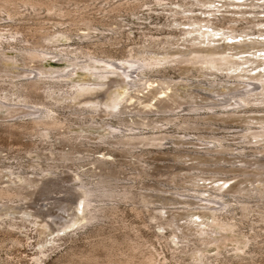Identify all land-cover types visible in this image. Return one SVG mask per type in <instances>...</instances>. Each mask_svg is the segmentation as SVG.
I'll return each instance as SVG.
<instances>
[{"label": "rangeland", "instance_id": "obj_1", "mask_svg": "<svg viewBox=\"0 0 264 264\" xmlns=\"http://www.w3.org/2000/svg\"><path fill=\"white\" fill-rule=\"evenodd\" d=\"M13 1H15V3L9 5V10H14V14L19 12L17 16L13 14L14 20H12L5 7L4 10H0V32H6V34H0V36L8 37L16 32V34H22V36L19 35V37H22L24 42L28 40L32 46L42 48L41 45L43 44L45 45L43 48H48V46L44 44V40H46V36H50V38L53 37L52 30H54L56 22H62V28L54 30V32H58V34H64V30H66L67 27L70 28L72 25V22H70L71 20H67L70 19L69 16L58 14L57 11L54 12V14L46 13L47 7L48 10H50L48 4L50 0H35L36 2L38 1L37 3H39L40 7L37 4L38 7L35 6L34 9L30 7L32 5L27 4V0ZM23 1L26 2V6H24ZM51 1L53 2L54 0ZM120 1L124 0H55L59 9L63 8L64 12L71 11L73 16H80V14H83L85 17L92 18L96 21L94 22V26H98V28H100V26H102V28L120 26V24L114 22V18H122L124 20V27L123 31L118 33L116 38H114L109 31H102L103 34H96L99 38L94 40L81 41L78 37H74L72 41H70V44H66L68 40L62 38V40L52 48H60L61 51L68 49V46H72V50L69 51L78 52V56H80L82 60L87 58L88 52H96V48H101V51L97 50L98 53L96 52L99 58H109V56H111L110 58H113L112 60L117 61L118 59L126 58L130 50H139L142 45L140 43L146 40L156 41L153 43L152 47H150V49H154V51L148 52L145 54V57H150V55H153V52H157L160 56L163 54H180L182 44L188 46V42L180 39H172L171 42H178L180 48L174 46L159 51H157L158 49L156 48L159 45H164L165 37L169 35L167 33L171 32V27L169 26L171 21L172 24H176V26L182 24L180 28H175L176 33L194 30V28H190V26L186 24H192L193 26L196 22L187 20L186 22H180L179 20L175 21L170 17L171 14H166L165 11L162 10L164 8H156V5L150 6L158 10L152 12L148 11L147 6L143 5L144 7L137 11L136 16L127 12L108 14L111 7ZM128 1L132 2V0ZM148 1L151 0H139L141 4L142 2ZM166 1H168V4H170V2L180 4L186 0H178V2H176V0ZM204 1L206 2V8H204V6L186 7L194 10V12L189 13L188 16H192L195 20L200 21L199 24H201L202 30H204L202 24H208V33L210 34H212V30L218 33L230 32V28H226L231 22H228V20H236L232 22L234 28H236V33L234 35L244 36V42H264V35H262L264 33V7L260 8V6H258L260 0ZM42 2L43 4L46 2L45 6H47H43L42 8ZM188 2H190V0H188ZM192 2H194V0H192ZM0 4L2 5L0 8H3V4ZM74 6H76V8H74ZM172 6L176 5L172 4L166 9L172 8ZM36 7L38 8L37 10ZM40 9L42 12H40ZM176 9L180 10V8ZM15 10H17V12ZM104 10H106V12H104ZM204 11H206L207 14H203ZM212 14H214V16H212ZM254 17L256 19H254ZM216 18H218V20H216ZM222 18H226V20L222 22ZM238 20H240V22H238ZM66 24H70V26H66ZM102 28H100V30H102ZM246 28H248V30H246ZM84 29L85 28H78V30ZM70 30L73 31L72 36H74L76 28H70ZM84 32L86 31L84 30ZM81 33L82 32L79 31V34ZM246 33L247 35H245ZM220 36H222V34H220ZM220 36H213V38H220ZM106 37L113 38V41H110L111 43H103V41L107 39ZM239 40L241 41L242 39H237V41ZM213 42H218V40H213ZM230 42L234 43V40H232V38L222 40V47L224 46V48L227 47L229 49L232 46L229 45ZM20 44H22V42H20ZM11 46H18V44L10 42V47L4 44V48L1 49L3 52L0 53L4 54L6 57L16 58L20 64L18 62L1 61L2 58H0V66H3V68L8 71V74H20L26 70H30V68L22 64L25 60L24 56H22L16 48H14L16 52L13 51ZM18 48H24V46H18ZM26 48H30V46H26ZM52 48H48V50H52ZM187 50L190 49L186 47V51ZM244 50H246V48H244ZM103 51L104 53H102ZM202 52H204V50H202ZM254 53L253 55L251 52L248 55L242 54V56H238V58H248V60H246L248 62H250V59L254 60L255 62L252 66H248V68L258 67V70H264V52ZM204 54H208V52H204ZM231 55L236 56V54ZM82 60H80V62H82ZM34 64H36V68H44V71L48 73H52L58 69H64L69 65L63 58L56 60V62L55 60H53V62L52 60H46L34 62ZM258 70L256 72H258ZM256 72L254 74H256ZM151 75H153V78L166 76L178 80L182 74H180L178 69H169L164 73ZM2 78H4V76ZM2 78H0V92L8 89L6 80H2ZM10 78H16V76H10ZM90 78L91 77L85 72H79V76L76 78H69L62 81L59 85L60 87L62 86L64 90L70 91V84H72V82L86 83L90 81ZM91 81H94V79L92 78ZM200 86L202 87L204 85ZM57 96L62 98V100H60L59 104L56 105L53 110L55 112L59 110L60 114H58V116H62L60 120H64V118H66V120H70V118L74 120V118H77L76 114H78L82 120L88 122L86 128H90L89 134L97 136L102 132V135L105 134L104 136H110V133H107L108 128H99V124L106 122L116 126L119 123L118 117L93 116L88 112L82 111L86 106L84 103L76 104L73 103L72 99L63 97L61 94ZM34 97L35 99H33L32 102L34 101L36 103L40 101H53L51 97H47L43 90L38 91ZM18 104H20V107L16 109L20 108L22 109L20 111H28V108L25 107L23 103L21 104L18 102ZM246 110H252V112H239L238 114H242V116H226V118H224V116H218L212 117L211 120H202V126H216L212 129L198 128L199 131L196 129L184 131L175 126L171 128H168V126L164 127V130L170 135V139L164 142L166 144L163 147L143 146V144H141L138 145L136 150H131L130 147H126V150H118V148L112 150L109 145L112 143L105 144L102 143L100 139L96 137L90 138V136H88L90 148L89 150H84V148H78L80 144L74 146L72 141L62 138V136L68 132L60 129V132L51 131L49 134H46V138H41L40 134L32 132V126L28 128H8V126H2V119L7 117L8 113L6 110L0 111V175L3 177L0 176V186H8L10 185L8 182L13 180L23 185L24 181H36L39 183L38 186L48 189V191H40L38 189L25 190L24 196L27 200L25 202H0V223L18 220L16 226H20L21 228L19 230H8V227H0V264L208 263V260L204 263H194L193 253L202 255L199 257L201 261L205 260L208 256L211 258L210 261H212L213 264H264V221L262 220V215H264L262 214L264 213V198L255 195L258 194L259 191L264 192V176H262L264 172H262V170L245 169V164L241 161L252 162V156H256L260 162H264V150L262 152L256 150V148H254L256 145L254 143L248 144V140H243V133L238 132L241 131L244 126H248V124L244 122L248 116H256V119H261L262 116H264V112H262V108H246ZM130 111L135 113V107L132 106L128 112ZM75 112L76 114H74ZM72 120H70V122H72ZM24 121L28 122V120ZM252 122H254V120ZM76 124H78V122H76ZM254 124L260 126L258 122H254ZM66 126H68V124H66ZM147 131L152 130L148 128ZM70 132L81 133L82 128H70ZM236 132H238V134H236ZM206 133H214L218 136H234V138H228V141H226V143H228L226 145L229 147V150L226 152L230 154L226 156L227 160L226 158H222L220 154H218L219 157L212 156V158H210V156L195 155V152L200 151L206 153V151L197 148L194 144L187 143L182 147H177L180 146V143H174L180 140V136L185 134H190V137H194L195 134ZM208 140H210V138H208ZM263 147L264 146H260L261 149ZM176 148H178V150H176ZM173 149L176 150L178 154H173ZM68 150H72L73 154V150H76V152H80V154L86 157L83 160L65 162L63 158H60V156H62L60 153L68 152ZM160 150L162 152H160ZM184 151L189 154H180V152ZM103 154L112 156V160L110 161H113V163L118 162V164H123V167L119 170V174L110 175L112 178H118L117 181L121 185L126 186H132L135 182L136 186H132L133 193L137 192L134 193L137 199L134 198L135 200L133 199L134 202H132L134 208H130V202L126 203L123 201L121 204L119 202L116 204L118 208L115 216L108 215L85 228H74L63 232L61 234L62 236H60L62 240L58 241L55 247L49 248L52 251L49 250L48 255L42 262H37L35 257L38 256V250L40 249L39 243L45 240L46 236L39 234V227L31 223L32 220H30V218L25 222L22 220L21 217L23 212H26V210L36 212L39 207L45 208V205L49 202L48 198L57 196L53 193L54 190L58 189V186H60V188L64 187H61V185L66 182L68 184L73 183L74 180H76V173L81 172L84 174L90 171V173L101 172L97 166L94 168L90 162L94 158L102 157ZM242 154H244L246 158H232V156H242ZM77 156L81 157V155ZM182 156L189 157L182 158ZM172 158H176V160L174 161ZM198 162H200V164H198L200 170L194 168V164ZM208 162L218 164V166H216V168L206 169L204 166H206ZM212 164H210V166H212ZM186 170H188V172L195 170L194 172L198 174V176H188ZM144 171L146 172L145 174ZM46 172H52V176L50 175V178H46V176H48ZM133 173H140V176L144 179L138 178V180H142L143 182H138V180L136 182V178H134L136 174ZM42 174H44V176H42ZM246 174H260L262 178H245ZM174 177H176L174 180L169 181V178ZM212 178H214V180H212ZM180 179L185 180L179 183L178 181ZM50 180H54V183L60 182V184H58V186L48 184ZM76 182L78 181L76 180ZM206 184L210 185L208 189L211 190L220 187L232 188V190H238V192H240V190H246L247 188L250 190V194L254 192L253 197L249 199L250 202L247 205L253 210L251 214L244 212V208L236 204V200H232L233 196L230 194H226L225 196V200L232 205L231 209L238 210L233 212V216L236 217L235 220L239 222L236 230L240 233L237 235L216 234L217 229L210 226L212 224V216H210V214H204L206 211L200 204H197L195 200H192V206H188L189 203L186 204V202H184L186 198L179 196V194L188 193L181 188H196V185H198V188L203 189L202 186L206 188ZM240 185L242 188H240ZM32 186H34V184ZM54 187L55 189H53ZM139 192H146L147 194L152 192V194L147 196L148 202L141 198L140 194H138ZM193 194L194 192L192 191V195ZM163 198H168V200H163ZM99 199L100 198L97 200ZM102 199H106V197ZM22 202H24V204H22ZM174 202L176 203L174 204ZM14 204H16V206H14ZM146 206H148V208ZM161 207L162 210H160ZM16 208L20 210V214H16ZM71 209L70 205V211H73ZM60 213L64 215L63 212L59 211L58 214ZM83 215L84 213L82 210L79 216L82 217ZM8 216H10V220H8ZM154 216H158L161 219L155 220ZM186 216H188V218ZM106 218H110V220H106ZM189 222L193 224L196 222V224H189ZM176 226H178V228H176ZM8 231L10 235L5 234V232ZM49 232L52 231H48V233ZM174 233L180 237L174 238ZM199 233H203V235ZM212 234L214 235L212 236ZM53 235L49 238L57 236L56 233ZM255 236L257 237L255 241H250V237ZM186 238H188L189 241L186 240ZM212 238H214V240H212ZM182 240H184V242H182ZM200 240H210V244H214L216 240H218V242H216V246L206 248L204 244H198V242H202ZM191 241H193L200 250H198ZM12 242H14V244H12ZM176 242L179 244L178 247L174 245ZM237 242H239L238 244L243 242L248 243L244 253L235 254L233 251ZM187 244L188 247L186 251L183 252L181 247L187 246ZM218 253L220 254L218 255ZM149 259H153V262H150Z\"/></svg>", "mask_w": 264, "mask_h": 264}, {"label": "bare ground", "instance_id": "obj_2", "mask_svg": "<svg viewBox=\"0 0 264 264\" xmlns=\"http://www.w3.org/2000/svg\"><path fill=\"white\" fill-rule=\"evenodd\" d=\"M50 1L48 2L50 10H48L47 7L46 13L54 14V12L57 11L58 14L69 16L70 19L67 20H71L70 22H72V25L66 24V26L76 28V32H74V36H72L73 31L67 27L66 30H64V34H58V32H54V30L62 28V22H56V26H54V30H52L53 37L50 38V36H46V40H44V44H46L48 48L56 46L62 38H66V40H68L66 44H70V41H72L74 37H78L81 41L94 40L99 38L96 34H103L102 31H109L114 38H116L118 33L123 31L124 20L122 18H114V22L120 24V26H114V28H102V26H100V28H102V30H100L98 26H94V22L96 21L92 18L85 17L83 14H80V16H73L71 11L64 12L63 8L59 9L56 5L57 1ZM27 2V4L32 5L30 7L33 9L35 6L38 7L39 5L35 0H27ZM176 2H178V0H176ZM0 3H4L3 8H0V10H4L5 7L8 10L9 17L14 20V16H17L19 11L17 12V10H15L17 13L14 14V10H9V5L15 3V1L1 0ZM25 3L26 2H24V6H26ZM45 4L42 2L41 7L43 8ZM167 4L168 1L166 0H151L142 2V4L139 0H132V2L124 0L113 5L108 11V14L127 12L136 16L137 11L144 6H147V10L150 12L158 11L150 7L156 5V8H164L162 10H164L166 14H171L170 17L175 21L179 20L180 22H186L187 20L196 22L193 26L192 24H186L190 26V28H194V30L176 33L175 28H180L182 24L176 26V24H172L171 21L169 25L171 27V32L167 33L169 35L165 37L164 45L155 46L158 50L155 49L159 51L174 46L180 48L178 42H171L172 39H180L188 42V46L182 44L180 54H163L160 56L157 52H153V55H150V57H145V54L154 51V49H150V47H152L153 43L156 41L146 40L140 43L142 45L139 50L132 49L126 58L118 59L117 61L112 60L113 58H110L111 56L109 55V58H99L97 50L101 51V48H96L97 53L88 52L87 58L82 60V58L78 56V52L69 51L72 50V46H68V49L61 51L60 48L48 50V48H43L45 47L43 44L41 45L42 48H39L32 46L28 40L24 42L22 37H19V35L22 36V34H16V32H14L12 36H0V52H3L1 49L4 48V44L10 47V42H14V44H18V46H24V48L11 46V48L15 52L18 50V52L24 56L25 60L22 64L30 68V70H26L20 74H8V71L4 69L3 66H0V78L4 76L2 80H6V86L8 87V89L0 92V111L6 110L8 113V116L2 119V126H8V128H28L32 126V132L40 134L41 138H46V134H49L51 131L60 132V130H66L68 133L64 134L62 138L72 141L74 146L80 144L78 148H84V150H89L90 148L88 136H90V138L96 137L105 144L112 143L109 144L112 150H116L117 148L118 150H126V147H130L131 150H136L138 145L141 144H143V146L163 147L166 144L164 142L170 139V135L164 130V127L167 126L168 128L175 126L184 131L189 129H196L199 131L198 128L212 129L216 127L211 125L202 126V120H211L212 117L224 116V118H226V116H242V114H238L239 112H252V110H246V108H262V112H264V70H258V67L248 68V66H252L255 61L250 59V62H248L246 61L248 58H238V56H242V54L248 55L250 52L252 55L255 54L254 52H264V42H244V36L234 35L236 33V28H234L232 22L236 20H228V22H231L226 28H230V32L218 33L212 30V35L208 33V24H202V26H204V30H202L201 24H199L200 21L195 20L192 16H188V14L193 13L194 10L186 7L204 6V8H206V2L204 0H194V2H192V0H190V2L186 0L180 4L170 2L171 5L175 4L176 6H172V8L169 9L166 8L171 5ZM0 6L2 5L0 4ZM258 6L263 8L264 0H260ZM37 7L36 10L38 9ZM74 8H76V6H74ZM176 8H180V10ZM40 12H42L41 9ZM104 12H106V10H104ZM203 14H207V12L204 11ZM212 16H214V14H212ZM254 19L256 18L254 17ZM216 20H218V18H216ZM224 20H226V18H222V22H224ZM238 22H240V20H238ZM78 28H85L84 30L86 32H84V30H78ZM246 30H248V28H246ZM79 31L82 33L79 34ZM0 34H6V32H0ZM220 34H222V36H220ZM245 35H247V33ZM262 35H264V33ZM213 36H220V38H213ZM228 38L234 40V43H229V45H232L229 49L227 47L224 48V46L222 47V40H228ZM112 39L113 38H107L103 43L112 42ZM237 39L242 40L237 41ZM213 40H218V42H213ZM20 42H22V44H20ZM26 46H30V48H26ZM186 47L190 50L186 51ZM14 48H16V50H14ZM244 48H246V50H244ZM202 50L208 52V54H204ZM102 53H104V51ZM231 54H236V56H232ZM0 58H2L1 61L18 62L16 58L6 57L1 53ZM60 58L65 59L69 65L64 69H58L52 73L45 72L44 68H36V64H34V62L46 60H52V62L55 60L56 62V60H60ZM80 60H82V62H80ZM18 63L20 64V62ZM169 69H178L182 75L178 80L166 76L153 78V75H151L164 73ZM257 70L258 72H256ZM79 72L88 74L91 77L90 81L86 83L72 82V84H70V91L64 90L62 86L60 87L59 84H61L62 81L69 78H76L79 76ZM255 72L256 74H254ZM10 76H16V78H10ZM92 78L94 81H91ZM200 85L204 86L201 87ZM41 90L44 91L47 97H51L53 101L32 102V100L35 99V94ZM58 94L72 99L73 103H84L86 106L82 109L83 112H88L93 116L118 117L119 123L116 126L106 122L99 124V128H108L107 133H110V136H104L105 134L102 135V132L97 136L89 134L90 128H86L88 122L82 120L76 112L74 114L77 115V118H74V120L70 118L72 122L66 120V118L60 120L62 116H58V114H60L59 110L58 112L53 110V108L59 104L60 100H62V98L57 96ZM18 102L21 104L23 103L25 107L28 108V111H20L22 110L20 108L16 109L20 107ZM132 106L135 107V113L132 111L128 112ZM24 120H28V122ZM253 120L254 122H258L260 126H256V124L252 122ZM76 122H78V124H76ZM244 122L248 124V126H244V128L238 132L243 133L244 141L248 140V144L254 143L256 145L254 148L262 152L264 147L261 149L260 146H264V116H262L261 119H256V116H248ZM66 124H68V126H66ZM74 127L82 128V132H70V128ZM148 128L152 131H147ZM238 132H236V134H238ZM189 135L190 134H185L180 136V140L174 143H180V146L177 147H182L187 143L194 144L197 148L206 151V153L200 151L194 153L199 156H210V158H212V156H218V154H220L222 158H226V156L230 155L226 152L229 150L226 141H228V138H234V136H218L214 133H206L195 134L194 138ZM208 138H210V140H208ZM176 150H178V148H176ZM176 150L173 149L172 153L178 154ZM73 151L74 154L72 150H68V152H61L60 154H62V156H60V154L59 156L63 158L65 162L83 160L86 157L80 154V152H76V150ZM160 152L162 151L160 150ZM180 154L189 153L184 151L180 152ZM77 155H81V157ZM186 157L189 156H182V158ZM232 158L242 159L246 158V156L242 154V156H232ZM172 159L174 161L176 160V158ZM110 160H112V156H107L106 154H103L100 158H94L90 164H92L94 168L97 166L101 172L90 173V171L84 174L78 172L75 175V179L78 182H76V180L70 184L66 182L61 185V187L64 186L62 188L58 186L60 182L54 183V180H50L48 184L58 186V189L54 187L53 189L55 190L54 192L52 191L57 196L49 197V202L45 205V208L39 207L36 212H32V210L23 212L21 217L22 220L25 222L30 218V220H32L31 223L39 227V234L46 236L45 240L39 243L40 249L38 250V256L35 257L37 262H42L48 255L49 248L55 247L58 241L62 240L60 236H62L61 234L63 232L74 228H85L108 215L115 216L118 208L116 204L119 202L120 204L123 201L126 203L130 202V208H134L132 202H134V198L137 199V197H135L136 194L134 195V193L137 192L133 193L132 186H136V184L134 182L132 186L121 185L117 181L118 178H112L110 175L119 174V170L123 167V164H118V162L113 163V161ZM241 161L245 164V169L262 170V172H264V162H260L256 156H252V162ZM198 164H200V162L194 164V168H198ZM210 164H212V162H208L204 168L210 169L218 166V164H212V166H210ZM198 170H200V168H198ZM186 171L188 176H198V174L194 172L195 170H192V172ZM145 173L144 171V174ZM46 174H48L46 178H50V175L52 176V172H46ZM0 176L2 177V175ZM42 176H44V174H42ZM262 176H264V174H262ZM262 176H260V174H246L245 178H262ZM134 178H136V182L138 178L144 179L140 176V173H137ZM175 178L176 177L169 178V181ZM184 180L185 179H180L178 182H184ZM212 180H214V178H212ZM17 182L18 181L13 180L8 182V184H10L8 186H0L1 203L4 201L5 203L27 201L24 196L25 190L38 189L40 191H48L46 187L42 188V186H38L39 183L36 181H24V185ZM138 182L143 181L138 180ZM33 184L34 186H32ZM209 186L210 185L206 184V188L202 186L203 189L198 188V185H196V188H181L188 193L179 194V196L186 198L184 202H186V204L189 203L188 206H192V200H195L197 204H200L206 211L204 214H210V216H212V224L210 226L217 229L216 234L237 235L240 233L236 230L239 222L235 220L236 217L233 216V212L238 210L231 209L232 205L225 200V196L226 194L233 196L232 200H236V204L242 206L244 212L251 214L253 210L247 205L250 202L249 199L253 197L254 192L250 194V190L247 188L246 190H240V192H238V190H232V188L220 187L211 190L208 189ZM240 188H242L241 185ZM192 191L194 192L193 195ZM138 194L148 202L147 196L152 194V192H150V194L139 192ZM255 195L264 198V192L259 191L258 194ZM105 197L106 199H102ZM98 198L100 199L97 200ZM163 200L167 201L168 198H163ZM24 202H22V204H24ZM175 203L176 202H174V204ZM70 205L73 211H70ZM14 206H16V204H14ZM146 207L148 208V206ZM82 210L84 215L80 217L79 213L82 212ZM160 210H162V207ZM59 211L63 212L64 215L61 213L58 214ZM17 213L20 214L18 208H16V214ZM186 217L188 218V216ZM154 218L155 220L161 219L158 216H154ZM8 220H10V216H8ZM106 220H110V218H106ZM262 220L264 221V215H262ZM17 221L18 220H14V222L8 221V223L1 222L0 227L5 226L8 227V230H19L21 228L20 226H16V224H18ZM191 223L192 222H189V224ZM176 228H178V226H176ZM48 231L52 232L48 233ZM55 233L57 236L49 238ZM5 234L10 235V232H5ZM173 235L174 238L180 237L175 233ZM200 235H203V233ZM213 235L214 234H212V236ZM188 238H186V240H188ZM255 238L257 237H250V241H255ZM212 240H214V238H212ZM200 241L202 242H198V244H204L206 248L216 246V242H218V240H216L214 244H210V240ZM182 242H184V240H182ZM238 243L239 242L236 243L233 251L235 254L244 253L248 243ZM12 244H14V242H12ZM188 244L187 246L181 247L183 252L186 251ZM174 245L175 247L179 246L178 242L174 243ZM194 245L198 248L196 244ZM198 250H200V248H198ZM219 254L220 253H218V255ZM192 256L194 258V263H204L208 260L207 264H213L212 261H210L211 258L208 256L203 261L199 258L202 255L193 253ZM150 262H153V259L150 260Z\"/></svg>", "mask_w": 264, "mask_h": 264}]
</instances>
